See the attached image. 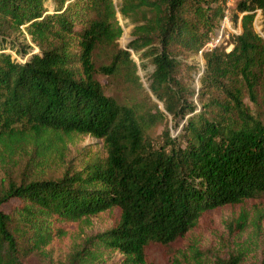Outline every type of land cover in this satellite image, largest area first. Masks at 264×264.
I'll list each match as a JSON object with an SVG mask.
<instances>
[{
  "label": "trees",
  "instance_id": "16d2710c",
  "mask_svg": "<svg viewBox=\"0 0 264 264\" xmlns=\"http://www.w3.org/2000/svg\"><path fill=\"white\" fill-rule=\"evenodd\" d=\"M47 1L0 0V264L68 241L65 264L114 254L119 264H156L152 246L264 194V36L254 26L264 0H235L230 20L241 32L231 50L205 48L229 0H52V10ZM117 13L134 25L127 48ZM148 63L151 106L120 102L98 79L139 80ZM74 134L102 139L107 156L55 177ZM105 214L111 227L73 239L72 225ZM200 254L190 246L171 264H209Z\"/></svg>",
  "mask_w": 264,
  "mask_h": 264
},
{
  "label": "rangeland",
  "instance_id": "374dc122",
  "mask_svg": "<svg viewBox=\"0 0 264 264\" xmlns=\"http://www.w3.org/2000/svg\"><path fill=\"white\" fill-rule=\"evenodd\" d=\"M123 0H115L116 7L121 5ZM235 0H229L227 3L226 16L218 29L212 34L211 41L205 48L215 46L226 47L231 50L233 47L232 35L241 32V26H235L230 20L232 9L235 7ZM49 9H53L52 0H48ZM120 25L123 27V34L118 40L120 48H127L129 42L133 39V23L125 19L120 13H117ZM255 29L264 36V14L262 10L257 11L254 22ZM24 41V38H21ZM30 42V38L27 37ZM14 55L15 52L12 50ZM132 57L139 64L137 55L132 51ZM98 63H107V55L97 59ZM195 61L203 70L204 59L200 53L195 57ZM137 74L139 80L130 79L129 75H98V79L104 87L107 95L115 97L122 103H131L138 107L151 106L148 99L150 74L153 66L148 63L146 69L138 65ZM194 86H200L199 75H195ZM162 106V105H161ZM166 123V122H165ZM169 126L172 127L171 121ZM165 124L161 123L156 132L162 133ZM173 134L177 131L172 129ZM69 149L66 151L63 167L52 169L51 175L60 177L65 167L71 166L77 169L81 168L87 161L97 158H106L107 150L102 139L92 135L74 134L65 137ZM24 169V163L15 169L19 174ZM4 170L0 167V188L6 185L7 179ZM114 219L109 214L96 216L90 219L88 226L77 229L75 225L70 228L73 232V239L81 232L83 237L96 232H103L112 226ZM83 239V238H82ZM82 241V240H81ZM194 246L200 250L209 264H221L231 255L240 257V264H264V194L258 198L250 199L243 205L235 207H223L210 211L207 217H204L199 226L187 234L186 237L178 239L168 246H152L149 249V259L156 264H171L173 258ZM69 241L44 252L32 253L25 259L24 264H65L71 252ZM106 264H119V255L114 254Z\"/></svg>",
  "mask_w": 264,
  "mask_h": 264
}]
</instances>
